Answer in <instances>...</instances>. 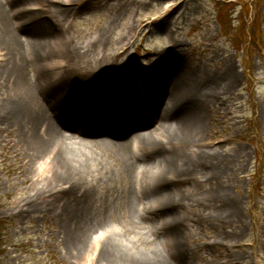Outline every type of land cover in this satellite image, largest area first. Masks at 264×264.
I'll list each match as a JSON object with an SVG mask.
<instances>
[{
  "label": "bare ground",
  "instance_id": "6f19581e",
  "mask_svg": "<svg viewBox=\"0 0 264 264\" xmlns=\"http://www.w3.org/2000/svg\"><path fill=\"white\" fill-rule=\"evenodd\" d=\"M110 1L0 0L1 145L11 149L17 175L28 184L11 210L27 220H60L59 237L77 260L177 264L189 250L186 217L203 219L194 213L212 208L224 193L219 166L198 148V126L202 107L225 94L235 77L232 72L187 68L177 53L182 46L173 45L147 59L142 87L147 102L154 103L144 128L150 131L132 128L119 135L120 143L98 137L113 120V89L119 100L116 110L129 111L120 63L127 39L120 36L114 44L118 48L107 55L114 20L86 44L76 43L66 27L83 9ZM178 4L172 11L165 9V15L177 12ZM99 47L101 53L96 52ZM90 132L95 138L85 139L93 136ZM190 147L194 151L185 153ZM94 174L99 175L97 185ZM188 181L207 185L199 199L176 188ZM143 200L146 219H155L158 231L169 237L165 253L150 240L151 232L141 229L132 240L127 230L118 232L109 224L121 209L128 225L135 226L134 207ZM229 209L219 214L236 215L234 205Z\"/></svg>",
  "mask_w": 264,
  "mask_h": 264
},
{
  "label": "rangeland",
  "instance_id": "374dc122",
  "mask_svg": "<svg viewBox=\"0 0 264 264\" xmlns=\"http://www.w3.org/2000/svg\"><path fill=\"white\" fill-rule=\"evenodd\" d=\"M180 2L177 12L165 15V9L172 11ZM241 2L248 7L243 8ZM231 3L221 12L225 19L232 20L225 29L214 22L217 13L211 0H111L93 9H83L66 27L67 35L76 43L86 44L98 29L114 20L107 55L118 48L114 44L120 36L127 39L120 63L125 68L122 78L133 110L126 114L110 112L113 120L98 135L109 142L120 143L119 135L138 127L139 121L148 122L154 103L147 102L142 85L149 57L180 44L183 49L177 53L187 68L226 75L232 72L235 77L225 94L201 109L198 148L219 166L224 193L218 194L212 208L207 205L194 213L202 214L203 219L186 217L183 227L189 250L184 264H264V0ZM257 24L261 40L248 37L250 28L256 30ZM242 30L244 45L235 38ZM237 43L242 46L236 48ZM96 52L101 53L100 47ZM115 89L113 98L116 96L118 100ZM137 102L146 105V113L137 107ZM97 127L91 131L96 133ZM146 127L141 129L144 134L150 131ZM79 129L83 130L81 126ZM3 137L0 133V223L4 231L1 264H91L87 257L77 260L68 254L59 237L60 220H41L37 216L27 220L11 210V204L24 197L28 184H23L22 176L17 175L11 149L1 145ZM84 137L95 138L94 134ZM193 151L190 147L185 153ZM140 177L141 173L137 182ZM98 178L94 174L92 183L97 185ZM176 188L184 196L199 199L207 185L188 181L178 183ZM145 203V200L137 202L134 207L135 226L128 225L127 215L121 209L110 218L109 224L118 232L127 230L132 240H137L136 233L141 229L151 232L150 240L153 238L165 253L169 237L158 231L155 219H146ZM232 205L237 208L236 215L219 214L229 211Z\"/></svg>",
  "mask_w": 264,
  "mask_h": 264
},
{
  "label": "trees",
  "instance_id": "16d2710c",
  "mask_svg": "<svg viewBox=\"0 0 264 264\" xmlns=\"http://www.w3.org/2000/svg\"><path fill=\"white\" fill-rule=\"evenodd\" d=\"M243 4V8H245L246 9V7H248V5L247 4H244V3H242ZM217 7V16H216V20H217V22H218V24L220 25V26H222V28L223 29H225L224 27L226 26V25H229L230 23H232V20L231 19H229V18H227V19H225L224 18V16L225 15H222L221 14V12L223 11V10H225L224 8H223V5H217L216 6ZM227 15V14H226ZM257 20H258V18H257ZM242 25V24H241ZM255 27H257V29L256 30H254L253 31V29H250V34H251V36H252V38L255 40V39H257V37H259V33H258V24L257 25H255ZM236 40H237V42H242L243 43V45H244V42H243V40L245 39V31L244 30H242V31H240V33H238V34H236ZM235 46H236V48H239L240 46H242V45H239L238 43H237V45L235 44ZM3 229H2V224L0 223V257H1V255L3 254V251H2V237H3Z\"/></svg>",
  "mask_w": 264,
  "mask_h": 264
},
{
  "label": "snow or ice",
  "instance_id": "6c2138e0",
  "mask_svg": "<svg viewBox=\"0 0 264 264\" xmlns=\"http://www.w3.org/2000/svg\"><path fill=\"white\" fill-rule=\"evenodd\" d=\"M177 264H184V262H183V260L178 259V260H177Z\"/></svg>",
  "mask_w": 264,
  "mask_h": 264
}]
</instances>
